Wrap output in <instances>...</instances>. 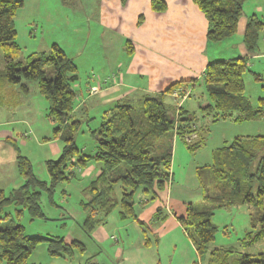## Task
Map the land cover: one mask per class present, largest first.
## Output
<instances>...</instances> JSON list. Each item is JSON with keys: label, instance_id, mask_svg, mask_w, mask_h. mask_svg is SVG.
<instances>
[{"label": "trees", "instance_id": "trees-1", "mask_svg": "<svg viewBox=\"0 0 264 264\" xmlns=\"http://www.w3.org/2000/svg\"><path fill=\"white\" fill-rule=\"evenodd\" d=\"M193 1L209 20L208 41L217 43L237 32L245 0ZM22 6V0H0V45L4 55L0 81L19 84V91L24 94L30 93V86L24 80L37 81L40 94L50 103L47 115L55 124V137H61L64 144L56 159L46 160L49 181L40 178L34 172L32 162L18 153L22 184L9 193L0 187V262L7 264H36L29 262V258L43 241H47L51 256L68 258L85 251V243L77 239L67 241L59 236L29 235L20 222L24 211L32 220L46 218L41 205L42 195L47 193L52 198L55 188L75 175L71 167L83 168L92 160L102 163L100 173L84 191L87 196L82 203L86 211L81 224L84 233L92 235L116 208L122 218H132L145 226L146 222L139 219L135 211L136 196L143 193L146 198H140V201L146 204L157 199L166 189L173 175L175 133L182 139L195 134V141L186 142L195 152L205 145L209 132L206 125L194 122L196 115L189 109L183 105L176 109L168 101L167 94L173 90H178L181 98L191 95L188 88L195 85V79L180 80L153 96L141 93L117 100L114 106L103 112L100 125L91 129L96 139L93 152L80 150L76 145V134L81 119L76 116L77 94L73 87L79 78L77 67L57 43L53 44L50 55L34 52L25 64L19 60L21 49L16 41L15 18ZM152 8L161 12L167 4L164 0H152ZM263 29L262 18L252 13L243 35L251 53L258 49ZM130 43L128 52L132 53ZM48 67L53 68L52 77L46 76ZM248 70L247 57L208 63L202 84L209 101L200 109L211 121L264 120V97L254 105L245 93L244 74ZM213 157V163L196 169L201 202L198 205L189 203L185 215L179 216L178 220L199 257L207 259V264H264V252L231 258L230 249L208 248L217 231L212 218L220 209L247 205L251 230L244 242L253 244L264 237V135H237L231 142L217 148ZM11 204L16 212L4 213V208ZM166 216L163 209L158 208L153 218L161 220Z\"/></svg>", "mask_w": 264, "mask_h": 264}, {"label": "rangeland", "instance_id": "rangeland-1", "mask_svg": "<svg viewBox=\"0 0 264 264\" xmlns=\"http://www.w3.org/2000/svg\"><path fill=\"white\" fill-rule=\"evenodd\" d=\"M22 1L23 6L15 18L16 41L21 49L19 60L25 64L28 56L34 52H44L46 55H50L53 44L57 43L74 61L79 77L73 84L77 94L75 110L77 118L81 119L76 134V145L80 150L92 153L96 139L91 129L100 125L103 111L114 106L117 102L101 104V98H98L97 95L89 97V92L92 94L93 90H88V85L94 83L90 81L89 77H92L93 72L102 71L103 67L99 65L102 60L92 59V57H99L96 24L94 21L87 20V13L90 15L89 18H92L97 8V0ZM258 2L259 0H245L243 13H253L255 4ZM263 31H260L259 47L255 51L258 56L252 60H250L251 57L248 58V61L250 60L252 63L256 61L257 68H250L244 74L245 93L254 105H258L259 98L264 97ZM234 35L236 36V33ZM3 62V48L0 45V70L3 68ZM53 75V68H46V76L52 77ZM24 81L30 86L29 94L17 93L19 84L0 81V133H8L0 134V186L5 189L6 193L23 182L18 170V153L26 156L32 162L34 172L40 178L49 181L46 160L56 159L64 144L61 137H55V124L49 120L47 115L50 103L40 94L37 81ZM191 90L192 96L186 94L182 98L180 95L176 97V92L179 93L178 90H175L176 92L173 90L172 93L167 94V99L176 106V109L182 105L189 109L196 115L194 122L198 125H206L210 130L205 145L195 152H192L185 143L195 141L197 139L195 134L192 137L184 136V142L175 133L174 147L176 149L171 171L175 175V181L179 184L186 183L184 180L191 158L194 162L202 163L200 166L211 164L214 159V151L225 145L224 142H219L220 134L227 128L225 125L226 128L223 129V124H226L224 120L213 122L200 109V106L209 99L204 86L196 84ZM18 98L21 101L19 105ZM12 102H15L16 105L14 106ZM225 121L232 123L229 120ZM256 128L260 129V133H264L263 125ZM8 137L14 139L15 142L13 143L14 140L6 141L5 138ZM58 148L59 151H57ZM205 153L209 158L202 155V158L198 157V154ZM101 167L102 163L94 160L83 168L71 167L70 170H74L75 175L70 180L60 183L55 188L52 198L47 193L42 195L41 205L46 218L32 220L27 211H24L20 216V222L24 225L27 234L48 238L65 237L67 241L77 239L85 243V251L76 252L73 257L68 258L51 256L48 252L47 241H43L35 248L29 262L36 264H207V259L202 260L199 257L193 242L181 224L178 222L173 226L167 219L170 218L169 215L161 220H154L153 215L148 220L144 218L146 223L145 226H142L132 218H122L119 215V208H116L108 217L107 222L98 226L92 235L84 233L81 229V224L86 216L82 205L87 199L84 191L97 177ZM185 197L186 202L191 201L196 205L201 202L202 198L197 194H194V198ZM140 198L145 199L146 197L143 193L136 196L135 211L137 214H139V209L150 207L154 201L150 200L148 203L142 204ZM249 211L247 205L215 211L212 221L217 226V231L214 241L209 244L208 248L210 250L215 247L230 249L232 251L231 258L243 254L264 252V237L253 244L244 242L247 233L251 230ZM6 212L15 213V206L13 204L6 206L4 213ZM165 212L163 214L167 215L166 210ZM139 219L141 218L139 217ZM102 229L106 230V234ZM0 264L7 263L2 261Z\"/></svg>", "mask_w": 264, "mask_h": 264}, {"label": "crops", "instance_id": "crops-1", "mask_svg": "<svg viewBox=\"0 0 264 264\" xmlns=\"http://www.w3.org/2000/svg\"><path fill=\"white\" fill-rule=\"evenodd\" d=\"M164 1L167 8L159 12L152 8V0H127L124 3L121 0H97V8L92 18H89L87 13V20L96 24L99 57L92 59L102 60L99 65L103 67L102 71L93 72L92 77H89L90 81L94 82L88 85V90H93L92 94L89 92V97L97 95L101 98V104H110L132 94H159L180 80L195 79V85H203V73L209 62L237 57H251L252 60L258 56L248 51L243 41L246 22L251 12L243 13L240 17L236 36L212 43L207 39L209 20L193 0ZM254 8L253 13H257L264 21V0H259ZM141 16L142 20L139 21ZM128 42H131L133 47L132 53L128 52ZM226 42L228 44H225ZM250 60L249 69H256V61L252 63ZM195 85L192 84L188 88L191 91L190 96ZM17 93L21 94L20 91ZM20 102L18 98V105ZM12 103L16 105L15 102ZM224 123L226 124H223V129L226 128L225 125L227 128L222 131L219 140L224 144L231 142L237 135H264L256 128L259 125L264 126V120L261 119L232 121L235 124L227 121ZM5 139L14 140L9 137ZM175 149L174 147L173 156ZM198 155L200 158H209L207 153ZM200 164L202 163L194 162L191 158L189 170L185 175L186 183H177L173 174L160 196L150 207L139 209L137 215L146 222L144 218L150 219L158 208H162L163 212L166 210L167 216H170L167 219L171 224L177 225L178 217L185 215L188 203H192L186 202L185 196H202L196 178V169ZM99 172L100 170L97 174ZM102 231L106 234V230Z\"/></svg>", "mask_w": 264, "mask_h": 264}, {"label": "built area", "instance_id": "built-area-1", "mask_svg": "<svg viewBox=\"0 0 264 264\" xmlns=\"http://www.w3.org/2000/svg\"><path fill=\"white\" fill-rule=\"evenodd\" d=\"M176 92V91H175ZM177 95H179V93L178 92H176V97H177Z\"/></svg>", "mask_w": 264, "mask_h": 264}]
</instances>
